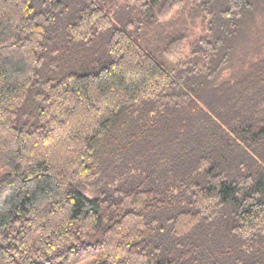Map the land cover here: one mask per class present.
I'll return each instance as SVG.
<instances>
[{
  "label": "trees",
  "instance_id": "trees-1",
  "mask_svg": "<svg viewBox=\"0 0 264 264\" xmlns=\"http://www.w3.org/2000/svg\"><path fill=\"white\" fill-rule=\"evenodd\" d=\"M0 264H264V0H0Z\"/></svg>",
  "mask_w": 264,
  "mask_h": 264
},
{
  "label": "rangeland",
  "instance_id": "rangeland-1",
  "mask_svg": "<svg viewBox=\"0 0 264 264\" xmlns=\"http://www.w3.org/2000/svg\"><path fill=\"white\" fill-rule=\"evenodd\" d=\"M238 65H239V64L237 63V64H235L234 66L237 68V67H238ZM235 70H236V69L234 68V71H235Z\"/></svg>",
  "mask_w": 264,
  "mask_h": 264
}]
</instances>
